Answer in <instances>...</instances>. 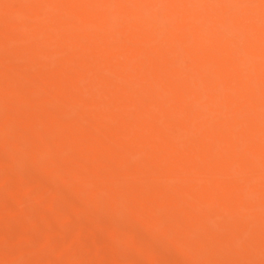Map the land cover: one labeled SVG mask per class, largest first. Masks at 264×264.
I'll return each instance as SVG.
<instances>
[{"label":"bare ground","instance_id":"6f19581e","mask_svg":"<svg viewBox=\"0 0 264 264\" xmlns=\"http://www.w3.org/2000/svg\"><path fill=\"white\" fill-rule=\"evenodd\" d=\"M34 163L74 201L43 234L0 231V264L68 261L98 232L112 264L155 232L145 264H264V0H0L3 184Z\"/></svg>","mask_w":264,"mask_h":264},{"label":"rangeland","instance_id":"374dc122","mask_svg":"<svg viewBox=\"0 0 264 264\" xmlns=\"http://www.w3.org/2000/svg\"><path fill=\"white\" fill-rule=\"evenodd\" d=\"M4 111H6V109H4ZM40 165H41L40 163H38V164L34 163L31 165L32 168L31 167L29 168L30 171H32L31 176H28L29 175L28 174L27 177H25V181H23V183H22L23 185H21L20 187L19 186H12L10 184L9 185L3 184V179L7 175V173H6L7 171L5 169L3 170L2 167L0 168V181H1L0 183H2L0 185V188H1L0 189V200H1L0 205L3 202L5 204H6V202L7 203L11 202V203L15 204L13 207H12V205L10 206L8 204L10 207L8 206L9 208H6V209L2 208L3 210L0 208V231L4 230L6 233L12 234L11 236L14 239L15 238L17 239V237H19V236H24V234L25 235L37 234L35 232H38V231L41 234H43L44 232H46V228L42 227L40 230L37 229L38 231H36V228L31 226V223L35 220V218L36 219L39 218V215L42 212L49 210L50 211L49 213H51V216H53V218H55V220L61 222L63 220V217L61 218V215L63 214L64 211H66L67 208H69V205L72 203V201H74V199H73L75 196L73 193L74 191L70 190L69 188L63 189L62 187L61 188L57 187V189H56V187H55L52 191H51V189L45 190V188L43 187V185L41 183L40 184L42 186H40V188L38 187L39 184H38L37 178H39V176H40L38 173V171L40 170ZM3 171H5V172H3ZM35 175L36 176L39 175V176L36 177ZM33 176L35 177L36 182L34 181L35 179L33 178ZM16 179L18 180V177H16ZM35 183H37V184H35ZM150 185H151V182H149V181H146V182L141 184V186L144 189H146V188L148 189ZM4 187H6V188L4 189ZM57 190L59 191V193ZM43 191L44 192L46 191L45 192L46 195H44ZM48 191H51V192L48 193ZM54 192L55 193L57 192L58 196L62 197L61 201H59L60 200V199H58L59 197H54V196H57ZM10 194L17 196L20 200L18 199L17 200L18 202H16V200L14 202L8 201L9 199H7V198L10 196ZM63 196H65L64 199H66V197H70L71 199H69V198L66 199L65 203H64ZM128 202H129V204H128ZM131 204H132L131 201H127L126 203H123V205H124V206L122 205L123 207H121V205H120V208L119 207L114 208L110 213L104 214V215H102V217L100 216L98 218L99 219L98 223L100 224V222H101L100 225L107 226L108 224L111 223L110 220H112L113 218H114L113 220H115V217H117L119 215V213L123 212L125 210V208L129 207ZM101 206H104V202L102 200H101V203H100V201H97V202L89 204L90 208H94V207L97 208V207H101ZM138 207H140L139 204H137L136 208L138 209ZM16 208H18L19 211ZM61 209H63V211ZM139 210H140V208H139ZM11 212H13V213H11ZM60 212H62V213H60ZM114 212H115V214H114ZM15 214L17 215V217L19 216L20 217L19 219H21L22 221L19 223L17 222L16 224L9 222V223L13 224V225H10L9 223H7V220L8 219H9L8 221L12 220L11 218L15 217ZM115 215H117V216H115ZM25 218L29 219V220L26 221ZM28 224H30V225H28ZM33 228H35V229L33 230ZM40 233H38V234H40ZM89 235H91V234H88L84 237L85 238L84 241H82V244L79 245L81 247L76 248L79 251L77 250V252L74 253L76 251L75 250L70 257V260L65 261L66 259L64 258V256L59 255L60 258L56 257V256L54 257V258H56V261L53 264H59V263L60 264L61 263L66 264V262H67V264H112L108 259V256H109L111 249H112V246L114 245L112 239L108 236H104L105 234L101 233V232H98L97 235L94 234L96 238L93 237L94 236L93 234H92V237ZM134 235H131V236L129 235L132 238H130L128 236L129 238L126 237V239L124 241L125 243L128 244V246L126 244L127 251L123 247V249H124L123 253H125L124 254L125 257L122 253L123 259H122L121 264H145L146 258H147L148 247L152 243H154L157 239L161 241L159 234H157V232L152 233V234L151 233L145 234V235H142L141 237L136 235V234H134ZM102 237L105 239H103ZM134 237H136V238H134ZM134 239L137 240V243H139V247L137 246L138 248H136V245H135L136 242H133V241H135ZM93 240H94V242H93ZM96 240H97V243H96ZM98 240H99V242H98ZM130 242L133 243L132 247L129 246V245H131ZM51 245H54V243H52ZM9 248L10 247H8L7 250L12 251V247L10 249ZM188 255L185 253H182V255L176 254V257L178 259H185ZM57 256H58V254H57Z\"/></svg>","mask_w":264,"mask_h":264}]
</instances>
